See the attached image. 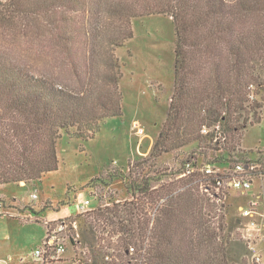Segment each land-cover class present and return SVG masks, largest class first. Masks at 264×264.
Instances as JSON below:
<instances>
[{
  "label": "trees",
  "instance_id": "trees-1",
  "mask_svg": "<svg viewBox=\"0 0 264 264\" xmlns=\"http://www.w3.org/2000/svg\"><path fill=\"white\" fill-rule=\"evenodd\" d=\"M153 15L169 16L175 32L166 119L149 156L128 169L132 199L98 205L73 220L93 233L100 228L109 238L117 236L121 251L112 263L104 262L102 247L85 241L92 264H247L228 247L224 203L203 190L212 178L187 172L223 162L231 167L244 132L260 122L264 98L258 101L256 90L264 88V0L0 1V185L38 181L56 171L61 135L91 140L105 119L121 114L122 64L112 52L132 38L133 19ZM18 27L23 36L29 29L28 45L34 38L40 51L51 48L38 54L59 55L73 65L76 86H61L53 74L14 61ZM219 130L223 149L217 146ZM194 143L202 159L198 164L190 157L174 171L152 177L144 172L145 164ZM207 149L212 155L223 150L227 158L208 159ZM148 204L158 213L151 234ZM16 211L37 216L29 209Z\"/></svg>",
  "mask_w": 264,
  "mask_h": 264
},
{
  "label": "rangeland",
  "instance_id": "rangeland-1",
  "mask_svg": "<svg viewBox=\"0 0 264 264\" xmlns=\"http://www.w3.org/2000/svg\"><path fill=\"white\" fill-rule=\"evenodd\" d=\"M131 27L132 38L123 47L114 48L112 52L114 58L122 64V78L119 82L121 114L105 119L91 140L81 141L61 135L56 143V171L45 174L38 181L0 185V201L5 204L0 213V260L3 264H42L33 253L43 245L44 223L61 219L67 222L73 220L79 215L78 210L83 201L89 197L94 198L93 208L98 205L112 207V202L122 204L132 199L128 190V169L131 165L134 167L133 163L149 156L167 116L173 91L175 32L172 19L167 15L135 18L131 21ZM18 30V45L14 46L11 57L20 67L43 70L47 75L53 74L61 86H76L72 74L73 65L66 64L59 55L46 57L38 54L41 51L46 54L51 48L40 51L36 42H33L34 38L28 45L25 40L29 29L26 27L24 36L22 28L18 27ZM34 31L29 35L34 37ZM2 50H5L3 46ZM256 94L257 100L261 102L264 88H258ZM217 136L220 141L217 146L223 149V132L219 130ZM207 151L208 159L220 154L224 159L227 158L223 150L215 151L213 155L208 149ZM236 151L235 155L232 154L231 165L239 162L237 158L256 159L257 152L264 151V104L260 122L246 129ZM198 152L197 144L187 145L163 154L155 164H145L144 172L152 177L165 170L174 171L182 161L190 157L195 158L198 164L202 161L197 156ZM224 166V162L218 165L221 169ZM251 193L252 191L249 192ZM33 194L38 196L36 201L31 199ZM239 203L243 204L244 200L235 198V192L232 191L223 204L222 213L230 228L233 243L228 247L234 249L239 259H244L245 247L242 242H238L240 221L235 211V206ZM25 209L33 211L37 216L31 215L28 218L26 213L21 216L16 211ZM145 212L149 221L148 232L151 234L158 213L151 204L145 206ZM77 233L80 244L75 245L74 240L73 245L68 242L62 262H69L75 256H80L88 264H92L89 255L91 247L88 248L85 241L94 244L96 248L102 247L99 250L104 254L105 263H111L106 260V256L117 262L121 251L117 236L109 238L100 228L95 229L94 234L88 224L83 227L80 223L77 224ZM65 235L71 238L73 232H66ZM147 243L148 241L143 242L142 251L148 248ZM138 246L140 242L137 241L134 247L139 249Z\"/></svg>",
  "mask_w": 264,
  "mask_h": 264
},
{
  "label": "built area",
  "instance_id": "built-area-1",
  "mask_svg": "<svg viewBox=\"0 0 264 264\" xmlns=\"http://www.w3.org/2000/svg\"><path fill=\"white\" fill-rule=\"evenodd\" d=\"M202 133H206V129H203ZM197 169L199 170L191 167L187 173L204 172L212 178L203 190L216 203H225L232 191L235 192V198L244 200L243 204L235 206L236 216L240 221L238 236L245 247L244 258L247 264H264V151L257 152L256 159L247 158L234 163L231 167L221 169L216 165L207 164ZM31 199L36 201L37 194H33ZM93 203V197L84 200L78 213L91 212L95 209ZM2 209L0 204V213L3 212ZM27 217L30 218L31 215L27 214ZM44 225L45 238L42 247L34 251L35 258L42 264H88L80 256H75L69 262H62L67 243H70V237H66V232H73L72 240L75 241V245L80 244L74 220L46 221ZM132 251L130 249V252ZM105 258L112 263V258L108 256ZM0 264H3L1 260Z\"/></svg>",
  "mask_w": 264,
  "mask_h": 264
},
{
  "label": "crops",
  "instance_id": "crops-1",
  "mask_svg": "<svg viewBox=\"0 0 264 264\" xmlns=\"http://www.w3.org/2000/svg\"><path fill=\"white\" fill-rule=\"evenodd\" d=\"M4 203V202H3ZM10 207V206H9ZM12 209V208H11ZM13 210V209H12Z\"/></svg>",
  "mask_w": 264,
  "mask_h": 264
}]
</instances>
